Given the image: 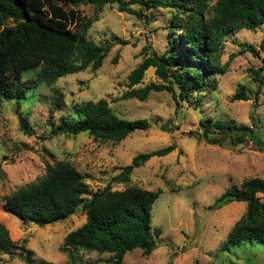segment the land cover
<instances>
[{"label":"rangeland","instance_id":"obj_1","mask_svg":"<svg viewBox=\"0 0 264 264\" xmlns=\"http://www.w3.org/2000/svg\"><path fill=\"white\" fill-rule=\"evenodd\" d=\"M131 8L142 16L121 13L117 5L107 6L88 31L90 41L112 46L100 70L61 79L58 91L35 88L20 109L15 102L1 105L0 223L13 242L34 252L38 262L69 264L62 246L66 236L86 222L82 209L64 222L41 228L7 212L3 200L42 178L48 164L64 161L84 175L86 197L108 186L113 191L135 186L163 192L152 212L153 227L163 231L158 248L150 256L136 250L126 256L124 264H264L263 243L222 251L231 229L246 212V204L235 202L219 210L211 208L228 189L240 190L246 182L264 180V153L252 143L236 147L210 145L195 134H202L200 122L208 119L234 120L264 134V83L259 80L264 82V53L260 49L264 27L255 32L238 30L230 36L221 57L224 72L211 75L208 86L212 89L180 102L181 108L166 91L152 92L145 102L116 101L131 90L129 76L146 58L144 48L150 46L151 52L164 54L172 38L164 29L173 16L170 11L148 10L139 5ZM79 11L87 20L96 13L91 6H82ZM241 44H249L258 52ZM31 78H35L34 73L22 81ZM163 83L156 68H150L143 84L134 89ZM214 83L217 87H213ZM242 90L248 100H235ZM101 99L110 102L121 117L147 119L151 129L136 132L119 144L101 143L87 135L74 138L52 134L75 104ZM21 119L32 135L22 131ZM170 146H176L172 154L153 158L136 169L129 183L115 181L120 174L116 168L131 165L139 154ZM258 197L264 203V195ZM108 258L109 255L83 254V264H109ZM0 264L26 263L19 253L7 252L0 255Z\"/></svg>","mask_w":264,"mask_h":264},{"label":"trees","instance_id":"obj_2","mask_svg":"<svg viewBox=\"0 0 264 264\" xmlns=\"http://www.w3.org/2000/svg\"><path fill=\"white\" fill-rule=\"evenodd\" d=\"M113 5L118 6L119 12L135 16L142 13L133 10L134 5L148 10L161 8L173 15L164 28L172 37L170 48L159 55L151 52L150 46L145 47L146 58L129 76L131 90L116 101L145 102L152 92L166 91L180 107V102L212 89L208 86L209 77L224 72L221 57L230 36L238 30L255 32L264 27V0H0V107L3 102H15L20 109L35 88L58 91L61 79L100 70L112 46L95 44L87 33L99 14ZM82 6L93 7L95 17L83 18L79 11ZM241 46L258 52L249 44ZM260 49L264 53V36ZM117 61L118 56L114 63ZM150 68H156L164 83L134 89L143 84ZM33 73L35 78L22 81ZM234 99L248 100L243 90ZM20 126L25 134L32 135L23 119ZM200 126L202 134H195L210 145L236 147L252 143L264 153V134L251 126L228 119H208L201 121ZM151 127L147 119L121 117L110 102L101 99L75 104L52 134L74 138L87 135L101 143L119 144ZM175 150L176 146H170L137 155L131 165L116 168L120 174L115 181L129 183L136 169ZM162 194L135 186L113 191L108 186L86 197L84 175L71 163L58 161L48 164L38 181L20 187L3 200L7 212L41 228L64 222L82 209L86 222L69 233L62 246L69 264H83V254L109 255V264H124L126 256L136 250L150 256L158 248L163 231L153 227L152 212ZM261 194L264 195V180L255 179L244 183L240 190L228 189L215 201L211 207L215 210L235 202L246 204V212L231 229L222 251L254 242L264 244V203L258 197ZM7 252L19 253L26 264H54L38 262L34 252L13 242L0 223V255Z\"/></svg>","mask_w":264,"mask_h":264}]
</instances>
